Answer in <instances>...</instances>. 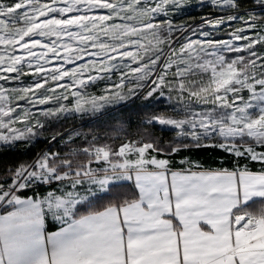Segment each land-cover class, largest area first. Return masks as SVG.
<instances>
[{
	"label": "rangeland",
	"instance_id": "obj_1",
	"mask_svg": "<svg viewBox=\"0 0 264 264\" xmlns=\"http://www.w3.org/2000/svg\"><path fill=\"white\" fill-rule=\"evenodd\" d=\"M252 1L255 7L240 10L235 0H187L181 6L173 0L162 12L164 0H0V145L33 140L49 119L74 114L94 119L141 95L148 98L152 80L164 75L163 92L151 96L165 99L177 116L158 122L177 128L179 137L235 155L249 149L260 153L264 43L255 37L264 31V12ZM201 5H210L214 14L189 26L173 22L175 15ZM243 12L253 16L237 18ZM252 23L259 25L253 34L248 31ZM223 25L230 31L220 39L212 38L211 31L190 33ZM228 54L236 56L227 61ZM137 75L149 79L137 82ZM122 81L128 87H117ZM133 86L136 90L129 93ZM116 93L127 95L114 100ZM97 104L104 106L97 110ZM93 156L82 171L59 173L49 166L51 157L39 155L0 186V214L24 191L55 184L30 210L40 211L41 205L64 222L75 217L78 205L105 194L119 179H129L131 171L165 164L151 155L149 145L127 143L115 155L101 149ZM41 160L45 168L38 167ZM11 214L16 216L11 225L21 222L20 211ZM5 215L11 216L4 213L0 220ZM27 225L37 229L38 223Z\"/></svg>",
	"mask_w": 264,
	"mask_h": 264
},
{
	"label": "crops",
	"instance_id": "obj_2",
	"mask_svg": "<svg viewBox=\"0 0 264 264\" xmlns=\"http://www.w3.org/2000/svg\"><path fill=\"white\" fill-rule=\"evenodd\" d=\"M180 163L119 179L137 190L134 203L60 223L30 210L50 191H24L0 214L11 215L0 220V264H264V219L236 213L264 197V171Z\"/></svg>",
	"mask_w": 264,
	"mask_h": 264
},
{
	"label": "trees",
	"instance_id": "obj_3",
	"mask_svg": "<svg viewBox=\"0 0 264 264\" xmlns=\"http://www.w3.org/2000/svg\"><path fill=\"white\" fill-rule=\"evenodd\" d=\"M235 5L240 10L256 6L252 0H235ZM211 14H214V11L210 5L194 6L175 15L172 20L189 26L202 16ZM252 14L243 12L237 15V18H251ZM235 24L236 22L232 27H235ZM228 25L221 28L197 27L190 33L199 36L200 32L211 31L212 38L220 39L226 37L230 31ZM233 56L236 54H228L227 61ZM130 108L135 109V114L129 120ZM171 110V105L165 99L155 96L145 98L141 95L128 104L107 111L94 119L91 115L74 114L46 120L33 140H19L8 145H0V186L11 183L18 170L32 164L41 154L51 157L49 166H56L59 173L75 172L82 171L87 163L91 165L94 152L102 149L115 155L119 147L127 143L136 147L149 145L152 156L167 160L171 166L179 167L180 161L204 169L247 167L249 171H260L264 166V162L253 161L247 158V155L237 156L210 144H199L179 137L177 128L158 122V119H166L170 115L176 117L177 114H172ZM256 150L264 153V144L258 146ZM54 187L55 184L39 186L37 191L43 194ZM24 193L26 196L30 192ZM137 200L138 193L132 184H117L110 187L105 194L78 205L74 216L78 218L109 207L118 208ZM262 201L264 197L240 208L236 213L250 206L257 207Z\"/></svg>",
	"mask_w": 264,
	"mask_h": 264
},
{
	"label": "snow or ice",
	"instance_id": "obj_4",
	"mask_svg": "<svg viewBox=\"0 0 264 264\" xmlns=\"http://www.w3.org/2000/svg\"><path fill=\"white\" fill-rule=\"evenodd\" d=\"M216 3L218 4H223L225 2V0H215ZM234 2V0H233ZM256 2L259 4V10L264 12V0H256ZM173 0H164V3L161 5V11H165L167 9L168 5H172ZM186 2H182V0H175V6H181L184 5ZM251 19V18H250ZM219 23V21H217ZM255 23H252L248 29V31H251V33H256L257 32V28L259 27V25L255 24V27H252V25ZM252 34L249 35L248 39H252ZM257 40H259L261 43H264V31L260 32L259 35H256L255 37ZM253 55H255V52L253 51ZM260 59L264 60V57H261ZM150 75L154 76L156 75L155 73H151ZM149 76H145V75H137L136 76V80L137 82L139 81H144V80H148ZM261 83H264V81H261ZM165 86V76L164 75H159L157 77V79H153L152 80V86L149 89H146V94L148 96L153 95V93H157V92H163V88ZM117 87H128V84L125 83L124 81L121 82L120 85H118ZM141 87V85H140ZM136 90V86L130 87L128 88L129 93L133 92ZM117 96H120L121 98H123V96H121L119 93H116ZM100 99H104L103 97H101ZM94 103V101H93ZM81 102L80 101H76V107L80 108ZM135 114V109L134 108H130L129 109V120L131 119V116ZM29 133L32 132V129L29 128L27 130ZM24 133H20V137H23ZM105 155H107L105 153ZM238 156H240V153H237ZM247 158H250L253 161H260V162H264V153H257L254 152L252 149L248 150V154H247ZM38 167L40 168H45L46 167V160H41L38 162ZM247 170V167H246ZM49 172H51V169H48ZM260 171H264V166L261 167Z\"/></svg>",
	"mask_w": 264,
	"mask_h": 264
},
{
	"label": "clouds",
	"instance_id": "obj_5",
	"mask_svg": "<svg viewBox=\"0 0 264 264\" xmlns=\"http://www.w3.org/2000/svg\"><path fill=\"white\" fill-rule=\"evenodd\" d=\"M182 2H187V0H182ZM127 95V94H126ZM126 95L121 98L120 96L114 97V100H124ZM112 101H105V103H111ZM104 104H97L95 105V109L99 110L102 108ZM239 215H244L246 220L252 219L254 222L259 219H264V201L259 203L255 209L252 208H245L242 212L238 213ZM255 226V224H253Z\"/></svg>",
	"mask_w": 264,
	"mask_h": 264
}]
</instances>
